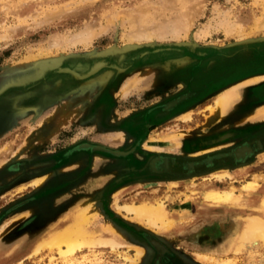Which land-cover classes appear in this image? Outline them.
I'll use <instances>...</instances> for the list:
<instances>
[{
	"label": "rangeland",
	"instance_id": "1",
	"mask_svg": "<svg viewBox=\"0 0 264 264\" xmlns=\"http://www.w3.org/2000/svg\"><path fill=\"white\" fill-rule=\"evenodd\" d=\"M255 43H264V0H0V264H148V249L132 238L122 222L159 236L180 250V256L191 264H264V243L235 251V236L218 244L212 240L213 246L208 247L194 240L199 226L228 216L236 217L241 225L244 215L260 213L257 206L259 195L264 193V152L258 154L260 158L257 155L256 160L232 168L179 180L131 181L112 185L106 192L99 188L113 172L104 166L106 156L95 153L90 157L87 198L82 185L64 192V197L43 207L46 215L58 206V201L65 203L63 212L42 227L36 223L37 216L28 217L31 211L26 209L30 204H25L41 196L55 199L57 191L48 185L55 174L86 167V158H81L39 174L54 165L55 154L82 140L124 145L123 138L131 135L120 125L124 118L168 97L165 91L171 89H153L148 84L157 64H137L136 60L131 61V55L156 47L214 50ZM168 53L160 52L149 59ZM103 58L126 59L130 66L137 65L116 80L111 103L106 107L96 99L111 77V69H101L97 75L78 81H72L70 71L59 70L70 64L86 67ZM98 62L100 66L104 63ZM93 65L81 72L67 68L77 75ZM55 77L58 79L54 84H49L48 80ZM250 77L256 78L249 83L264 79V74ZM154 80L155 77L151 79ZM244 80L225 86L213 98L189 110L187 116L184 113L144 127L141 133L148 138L143 145L147 140L156 145L154 138L176 137L178 146L172 151H182L180 140L209 129L216 114L207 105H213L216 95L235 88L238 94L228 110L238 99L240 87L248 83L243 84ZM156 90L160 93L153 94ZM44 94L48 97L42 98ZM261 106L264 103L256 111L262 113ZM248 179L257 182L255 191L242 189ZM206 185L231 189L237 200L210 202L200 191ZM73 193L79 196L73 198ZM142 199L163 201L168 216L152 226L138 222L121 207ZM88 200L94 206L87 208L90 213L86 228L99 236L114 237L118 242L115 247L97 245L91 251L84 248L76 253V259L65 260L54 251L52 261L44 248L31 251L44 233L69 223L67 214L73 207ZM204 238L206 235L197 236V241Z\"/></svg>",
	"mask_w": 264,
	"mask_h": 264
},
{
	"label": "flooded vegetation",
	"instance_id": "2",
	"mask_svg": "<svg viewBox=\"0 0 264 264\" xmlns=\"http://www.w3.org/2000/svg\"><path fill=\"white\" fill-rule=\"evenodd\" d=\"M160 52L169 53L156 59H149ZM130 58L131 61L136 60L137 64H157L153 66L152 76L156 80L151 81V78L148 84L153 89L160 86L171 89L165 91V94H169L168 97L154 102L144 111L131 113L124 118L120 125L131 134L130 137L123 138L125 139L123 140L124 145L116 147L95 143L91 140H82L71 149L55 154L52 157L55 160L54 165L40 171L39 174L81 158H86L84 163L86 167L82 166L64 174H55V177L48 183L49 186L54 187L53 190L57 191L55 199L51 196H41L33 203H25L30 204L29 209H26L31 211L28 217H38L36 220L38 227L45 226L51 219L63 212L65 203L61 201H58V206L52 207L51 212L46 215L43 213V207H48L49 203L53 204L59 196L64 197V192L73 190L76 185H82V188L84 187L82 193L87 198L90 191L86 182L91 179L88 173L91 164L90 157L95 153L106 156L107 161L105 160L104 166L113 172L99 188L106 192L107 189L111 190L112 185L120 186L131 181L179 180L199 173L232 168L249 162L264 152V118H249V115L264 103V79L262 78V80L240 87L238 99L231 104L228 110L210 120L212 123L209 129L191 138L180 140L182 151L149 150V147L143 145L148 137L141 133L144 127L150 128L171 117L181 116L189 110H194L229 84L246 77L264 74V43L214 50L203 47H171L166 50L164 47H156L153 50L137 52ZM98 61H103V65L98 71L88 76L85 75L86 77L81 76L82 73L80 76L70 74L72 81H78L82 77L90 78L97 75L101 69H111L113 73L96 99L99 105L106 107L111 103L110 95L114 90L116 80L123 78L137 65L130 66V60L126 59L117 61L103 58L95 60L86 67H78L74 64L66 65V67L76 71L85 70ZM57 79L58 77L49 79L48 83L54 84ZM155 93H160V91L156 90L153 94ZM46 97H48L47 94L42 95V98ZM242 144H247L250 151L242 158L236 157L235 150ZM94 191L95 188H92L93 196L96 193ZM79 193H73L72 195L75 196L73 198L78 197ZM70 195H67L68 202ZM68 202H66L67 205L71 204ZM28 223L32 224L33 221L29 219ZM122 224L138 244L148 249L150 254L148 264H191L180 256L182 255L180 250L169 246L159 236L133 225L123 222Z\"/></svg>",
	"mask_w": 264,
	"mask_h": 264
},
{
	"label": "bare ground",
	"instance_id": "3",
	"mask_svg": "<svg viewBox=\"0 0 264 264\" xmlns=\"http://www.w3.org/2000/svg\"><path fill=\"white\" fill-rule=\"evenodd\" d=\"M97 63L99 62H96L95 65L91 66L82 74L91 71L92 68L93 70H96L97 66H100V64ZM80 74L81 73L77 75ZM254 78L256 77H249L246 79L244 78L245 80L242 79L240 81L244 80V82L242 83L245 84L246 82L251 81ZM237 94V90L235 88H232L216 95V97L213 99V105H207L209 111L215 112L216 115H220L227 109L230 102L235 97H237ZM260 110L264 112V106H261ZM187 115L188 112L185 113L183 116ZM175 138H154L156 145L153 143V140H147L145 145L151 147L153 146L157 149L162 147L165 150L172 151L177 149L178 146V139ZM249 151L250 147L247 144L239 145L235 150V156L242 158ZM215 174H217L218 176V174L221 173ZM256 183L257 182L255 180L248 179L244 183H242V189H245L247 191H255ZM200 191L203 193L204 197H206L210 202L217 204L228 202L232 203L237 200V196H234L233 191L231 189L220 188L216 185H206L201 188ZM259 196L260 198L258 200L257 207L260 209V213H249L244 215V221L241 225H239V222L236 217L227 215L228 217L224 220L219 218L220 220H217V222H215L214 224L205 225L204 228L211 234L215 233L221 235L222 240L235 236L236 239L233 242V248L235 251L247 245L257 246L259 242L264 243V193ZM77 206L73 207V210L67 214V216L71 218L69 223L65 224V226L53 227V230L44 233L42 237H40V239L36 241L31 251L36 252L44 248L49 254L48 260L52 261L53 257L55 256V254L53 253L54 251L60 258L65 260L68 257L76 259V253L82 251L84 248H86L88 251H91L97 245H109L111 247H115L118 242L114 239V237L99 236L96 235L93 231H90L86 228V223L87 221H89L88 218L90 213L87 212V208L94 206L92 200H88L85 203L78 204ZM121 207L125 211L132 213L138 222L144 221L148 225L152 226L159 225V221L164 220V218L168 216V211L165 208L163 201L161 200L142 199L138 203H125ZM140 251L141 250L138 247L137 253H140ZM124 257L126 259L129 258V256L126 255Z\"/></svg>",
	"mask_w": 264,
	"mask_h": 264
},
{
	"label": "water",
	"instance_id": "4",
	"mask_svg": "<svg viewBox=\"0 0 264 264\" xmlns=\"http://www.w3.org/2000/svg\"><path fill=\"white\" fill-rule=\"evenodd\" d=\"M99 68V67H98ZM59 70H66V71H70L72 74H74L75 76H80V75H76L75 73H74V71L73 70H71L70 68H67V67H62V68H59ZM97 70V69H96ZM39 70H37V73H40L41 72V70L38 72ZM95 71V69L93 70V68L91 69V71H89V72H87V73H84V74H82L81 76H85V75H88V74H90V73H92V72H94ZM98 146H96V148H97ZM217 222V221H216ZM206 225H208V224H206ZM204 226L205 225H203V226H199L195 231H194V240H196V243H198L199 245H201V246H213V245H211V241L213 240L214 242H216V244H218V243H220L221 241H223L222 240V237H221V235H216L215 233H213V234H211L209 231H207L205 228H204ZM200 235H206V238H204V239H202V241L201 242H198L197 241V236H200Z\"/></svg>",
	"mask_w": 264,
	"mask_h": 264
},
{
	"label": "crops",
	"instance_id": "5",
	"mask_svg": "<svg viewBox=\"0 0 264 264\" xmlns=\"http://www.w3.org/2000/svg\"><path fill=\"white\" fill-rule=\"evenodd\" d=\"M257 81V80H256ZM255 82V81H254ZM249 118H264V112H260V111H256L254 110L250 115H249ZM261 155V153L259 154ZM257 156V158H260V156ZM255 158V160L257 159Z\"/></svg>",
	"mask_w": 264,
	"mask_h": 264
}]
</instances>
